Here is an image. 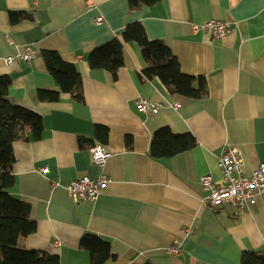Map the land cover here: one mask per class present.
<instances>
[{
    "label": "crops",
    "instance_id": "0c3cea01",
    "mask_svg": "<svg viewBox=\"0 0 264 264\" xmlns=\"http://www.w3.org/2000/svg\"><path fill=\"white\" fill-rule=\"evenodd\" d=\"M10 11L24 17L12 23ZM208 19L227 22L232 32L218 39L192 29ZM134 21L149 39L170 47L183 73L206 79V96L171 95L158 78H142L145 63L135 42L123 43L115 79L90 68L89 53L121 38ZM27 45L35 53L31 61L4 63ZM44 49L75 64L82 101L61 91L40 55ZM1 75L10 77V101L42 118L39 138L26 130L12 144L8 192L30 204L36 221L18 246L55 254L59 264H90L79 245L85 233L109 242L116 258L104 264H240L243 251L264 252V191L240 212L225 204L213 213L199 183L204 174L220 182L217 155L225 145L240 147L244 175L264 163V0H158L133 10L128 0H92L90 8L86 0H0ZM39 90L56 91L59 99L40 100ZM139 97L159 104L157 111L139 112ZM97 125L107 128L105 140ZM164 126L189 134L192 147L152 157V134ZM95 145L111 153L102 168L91 161ZM101 173L109 182L95 200L68 196L65 187L74 179ZM174 240L180 250L171 255Z\"/></svg>",
    "mask_w": 264,
    "mask_h": 264
},
{
    "label": "trees",
    "instance_id": "16d2710c",
    "mask_svg": "<svg viewBox=\"0 0 264 264\" xmlns=\"http://www.w3.org/2000/svg\"><path fill=\"white\" fill-rule=\"evenodd\" d=\"M158 0H128L130 10L140 6H151ZM24 17L21 12L10 11L9 19L15 23ZM121 38L115 37L109 42L95 47L88 56L92 69L107 70L112 79L117 76L123 64L122 48L124 42H135L140 49L145 63L142 78H158L169 94H178L186 98H201L207 94V83L203 76H192L183 73L177 58L170 47L160 39H149L144 27L138 21L130 22L123 27ZM40 55L48 72L60 86L62 92L69 93L76 101L83 100L81 76L74 63L66 62L53 50L44 49ZM10 77L0 76V264H59L57 255L26 249L18 246L20 236H27L36 230V221L30 217V204L11 195L8 188L14 183L11 170L15 160L12 144L14 140L32 132L39 138L42 129L41 116L28 108L13 104L9 97ZM38 98L43 101H57L56 91L39 90ZM99 136L105 140L107 128L97 125ZM27 138V137H26ZM129 143L130 139H126ZM193 138L187 134H174L168 127H159L151 137L150 154L154 158L170 157L192 147ZM79 245L87 250L90 264H104L108 259H115L109 242L98 235L85 233ZM132 264H151L149 261ZM240 264H264V252L243 251Z\"/></svg>",
    "mask_w": 264,
    "mask_h": 264
},
{
    "label": "built area",
    "instance_id": "2783aa9c",
    "mask_svg": "<svg viewBox=\"0 0 264 264\" xmlns=\"http://www.w3.org/2000/svg\"><path fill=\"white\" fill-rule=\"evenodd\" d=\"M92 6V0H86V7ZM93 21L101 23L103 17L96 16ZM192 29H207L218 39H225L231 32V26L222 20L208 19L199 24H192ZM35 57L30 45L25 46L23 53L7 56L3 58L4 63L11 65L17 62L28 63ZM137 110L141 113L147 111H157V105L154 102H148L146 99L139 97L135 101ZM91 161L96 167L102 168L105 161L110 157L111 153L106 151L101 145H95L90 149ZM243 156L240 147L236 145H225L220 149L217 155V164L221 172L220 182H215L210 174H204L200 177L199 183L204 195L201 197L203 204L210 211L216 213L220 207L225 204L235 206L237 212L245 209L249 203L253 201L255 195H259L264 191V163H260L255 170L249 175L243 173ZM109 182V177L101 173L96 178L83 175L74 179L69 183L65 190L73 201L95 200L105 185ZM191 231L190 228L183 229L184 235ZM179 240H174L173 244L167 248V252L171 255L178 254L180 250ZM58 245L60 242L55 240Z\"/></svg>",
    "mask_w": 264,
    "mask_h": 264
},
{
    "label": "rangeland",
    "instance_id": "374dc122",
    "mask_svg": "<svg viewBox=\"0 0 264 264\" xmlns=\"http://www.w3.org/2000/svg\"><path fill=\"white\" fill-rule=\"evenodd\" d=\"M55 244V243H54Z\"/></svg>",
    "mask_w": 264,
    "mask_h": 264
}]
</instances>
